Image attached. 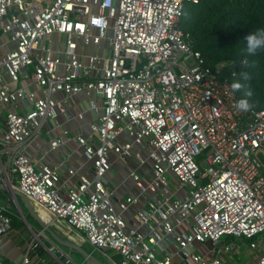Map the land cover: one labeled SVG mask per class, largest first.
I'll use <instances>...</instances> for the list:
<instances>
[{
	"label": "built area",
	"instance_id": "obj_1",
	"mask_svg": "<svg viewBox=\"0 0 264 264\" xmlns=\"http://www.w3.org/2000/svg\"><path fill=\"white\" fill-rule=\"evenodd\" d=\"M198 1L0 0V36L15 42L0 57V181L81 233L93 249L121 256L120 263L110 256L113 264H227L220 253L229 246L217 247L224 236L248 240L256 252L251 264H264V108L239 110L225 75L231 62L211 64L193 49L180 20L185 5ZM54 35L61 36L59 51ZM4 75L12 83L31 81L43 95L12 88ZM81 91L102 102L91 125L95 140L73 137L92 176L80 175L62 194L57 166L37 167L23 147ZM56 92L64 97L54 100ZM90 106L96 109L92 99ZM121 134L130 139L117 141ZM62 141L49 143L55 148ZM134 145L148 149L150 170L130 172L138 192L114 201L105 180L109 153L130 158ZM134 158L138 166L145 162L140 152ZM138 202L143 207L126 220ZM10 227L0 206V235ZM168 238L173 250L162 245ZM205 242L210 256L194 247ZM0 264L38 262L26 253L12 263L0 255Z\"/></svg>",
	"mask_w": 264,
	"mask_h": 264
},
{
	"label": "crops",
	"instance_id": "obj_2",
	"mask_svg": "<svg viewBox=\"0 0 264 264\" xmlns=\"http://www.w3.org/2000/svg\"><path fill=\"white\" fill-rule=\"evenodd\" d=\"M29 1L46 4L50 3L52 0ZM52 40V48L58 51L61 50L63 46L61 36L54 35ZM14 47L15 42L8 34L0 36V57H4ZM89 49V47L86 48V51H89ZM60 70L62 71L63 69L60 68ZM4 81L9 83L12 88L18 85L25 89L35 91L38 96L43 95L42 90L37 85L31 83V81L25 78H22L17 83H12L9 82L8 78L4 75ZM51 97L54 100H61L64 96L62 93L56 92L53 93ZM91 99L96 103V109L90 106ZM15 110L22 111L23 108L17 106ZM101 113V99L93 94H87L86 92L81 91L68 98L65 111L59 113L56 119H48L44 121L40 133L23 147V153L37 167L42 165L57 166L59 174L57 185L62 194H66L69 189L75 187L80 175H85L87 177L92 176L91 162L86 159L83 148L73 137L77 134L94 141L96 136L91 130V125L97 122ZM64 131H66V134H64ZM2 132L3 114L0 115V135ZM57 136L62 137L63 141L57 147L51 148L49 142ZM127 139L129 140L130 138L125 134H121L117 141L122 142ZM131 151L132 156L125 159L117 157L112 152L109 153L110 169L105 174V180L109 190L112 192L114 201L123 200L126 196L138 192V189L130 176V172L135 170L140 175L146 176L150 170V164L147 169H142V166H138V163L134 158L135 152H140L143 156L141 148L138 147V149L135 150L132 147ZM0 184H2L1 181ZM14 190L16 189H0V206H3L6 209L7 214L11 218L10 229L6 233L0 235V255L4 261L9 263L19 262L27 253L34 263L38 262V264H40L46 262L49 264H62L64 257L58 252H52L51 244L42 236V233L44 232L67 254L79 255L81 258L85 259L76 250L59 244L48 232L43 230L38 221L31 214L26 203L30 205L41 221L49 225L56 235L63 240L74 243L90 252L87 247H92L85 241L84 236L81 233L73 230L63 221L48 216L45 214V211L41 210L34 202L30 201L25 196L20 197L17 194H14ZM181 193L183 194V192ZM148 196H150V194ZM142 207L141 202L130 205L128 210L124 213V218L130 220L134 213ZM140 230L142 232L144 231L143 228ZM38 242L44 246L47 252L43 251ZM203 244L204 243H196L194 247L197 251H200V246ZM162 245L167 250H173L169 238L165 239L162 242ZM38 247L42 249L43 253L38 250ZM73 250L76 253H73ZM207 256H210V253ZM174 259L178 260V257H174ZM251 262L249 264H251Z\"/></svg>",
	"mask_w": 264,
	"mask_h": 264
},
{
	"label": "trees",
	"instance_id": "obj_3",
	"mask_svg": "<svg viewBox=\"0 0 264 264\" xmlns=\"http://www.w3.org/2000/svg\"><path fill=\"white\" fill-rule=\"evenodd\" d=\"M180 25L189 34L193 49L199 51L207 62H231L225 75L231 81L243 84L242 88L235 89L238 98L250 91L249 103L264 108V50L246 57L240 52L243 38L256 28L264 27V0H199L187 3ZM244 59L246 64L242 62ZM232 72L236 75H231ZM241 73H247V79H243ZM38 250L43 253L40 247ZM85 260L93 264L89 259Z\"/></svg>",
	"mask_w": 264,
	"mask_h": 264
},
{
	"label": "rangeland",
	"instance_id": "obj_4",
	"mask_svg": "<svg viewBox=\"0 0 264 264\" xmlns=\"http://www.w3.org/2000/svg\"><path fill=\"white\" fill-rule=\"evenodd\" d=\"M138 147L139 146L137 145L133 146L135 150H137ZM141 150L143 151L141 153H143V158L145 159V162L141 164V166H142V169H147L149 167V164L151 163L149 159H146V156L149 153V151L148 149H142V148ZM42 236L51 244L52 252L55 251V252L60 253L64 257V260L69 258V259H72L75 264H90L85 259L81 258L79 255L67 254L62 248H60L57 244H55L45 232L42 233ZM225 244L229 246V251L221 252L220 254L227 264H249L251 261H253L254 257L256 256V252L251 251L252 249H250L249 247L248 240H238L231 236H224L222 237L221 243L217 247L220 249L221 248L223 249ZM39 245L43 249L44 252H47L41 243H39ZM200 247L201 249L199 250L202 253L209 255L211 251V244L209 242H205ZM87 248L89 249L90 252H92L94 256L99 258V260L102 259L103 262L106 264H113L109 261L110 256H112L114 261L117 263H120L121 261V256L114 254L110 250H108L106 253H102L93 248H89V247Z\"/></svg>",
	"mask_w": 264,
	"mask_h": 264
},
{
	"label": "clouds",
	"instance_id": "obj_5",
	"mask_svg": "<svg viewBox=\"0 0 264 264\" xmlns=\"http://www.w3.org/2000/svg\"><path fill=\"white\" fill-rule=\"evenodd\" d=\"M264 50V27H258L254 31H251L243 38V47L240 49L243 56H255L258 51ZM243 63H247L244 59ZM233 75H236L233 73ZM243 79H247V73H241ZM232 87L234 89H240L243 84L240 81H234ZM251 96V92L248 91L245 96H242L237 102L236 107L241 111H247L251 105L247 97Z\"/></svg>",
	"mask_w": 264,
	"mask_h": 264
},
{
	"label": "water",
	"instance_id": "obj_6",
	"mask_svg": "<svg viewBox=\"0 0 264 264\" xmlns=\"http://www.w3.org/2000/svg\"><path fill=\"white\" fill-rule=\"evenodd\" d=\"M0 189H4V190H10L9 187L0 184ZM14 194H17L18 196L22 197L23 195L17 191L14 190ZM31 214L34 216V218L38 221L39 225L43 228V230H45L46 232H48L59 244L68 247L70 249H74L77 252H79L85 259H89L91 262H93V264H106L104 262H102L101 260H99L96 256H94L91 252H88L87 250L83 249L82 247L65 241L62 238H60L58 235H56L53 230L49 227V225L43 221L40 220V218L35 214V212L33 211V209L30 207V205L28 203H26Z\"/></svg>",
	"mask_w": 264,
	"mask_h": 264
}]
</instances>
